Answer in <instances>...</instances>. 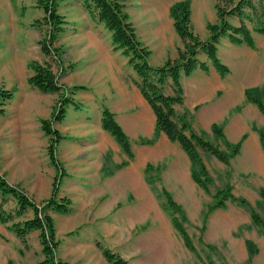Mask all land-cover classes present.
<instances>
[{
  "label": "rangeland",
  "instance_id": "obj_1",
  "mask_svg": "<svg viewBox=\"0 0 264 264\" xmlns=\"http://www.w3.org/2000/svg\"><path fill=\"white\" fill-rule=\"evenodd\" d=\"M165 1H127L126 9L140 37H153L152 30L163 28L170 37L163 10L169 2ZM238 21L233 19L234 23ZM39 30L40 38L46 36L49 25L44 23ZM151 40L149 44L155 52L161 39ZM55 44L59 45L56 41ZM72 65L65 49L63 62L53 61L57 79L65 85L70 97L72 89L67 86L65 77ZM140 79H135L134 83L137 85ZM260 88L264 100V87ZM73 98L75 107H70L61 121H52L53 127L60 132L55 148L58 165L53 162L51 138L42 131V125L13 128L0 120V173L7 182L28 194L40 208L53 195L56 180L59 182L57 198L68 196L71 199L68 212L47 208L54 219L59 242L54 264H106L102 247L119 253L130 264H264V145L260 137V132L264 131V118L251 121L247 131L235 140L229 139L219 123L216 124L222 127V137L217 136L213 127L208 132L195 129L203 131L205 137L222 150L229 151L228 143L240 144L239 152L228 163L198 147L208 169V175H201L205 182L202 185L193 178V162L179 142L175 147L157 143L162 131L156 133V120L150 137L130 138L123 128L130 139L132 157L125 153L113 135L117 147L108 148L100 157L96 136L79 132L84 120L94 126L101 110L103 113L104 108L112 109L103 99L86 93ZM246 99L257 106L247 96ZM58 100L59 96L53 110L58 107ZM240 109L238 106L237 110ZM53 110L47 119H52ZM183 113H188L191 119V113L185 110L180 114ZM0 118L3 120L5 114ZM38 121L42 123V119L36 123ZM89 143L91 148H87ZM73 146L79 147L80 152H90L99 163L103 160L96 175L101 184L105 177L120 171L123 189L116 205L115 202L110 205L112 192L90 198L94 193V185L92 189L89 182L93 174L82 175L83 185L78 182L79 175L73 173L69 164L74 157H66L74 150ZM75 185L89 192L83 197L81 191L73 190ZM226 188L247 202L243 204L228 198L218 205L222 200L219 191ZM6 209L14 213L16 201L9 198ZM33 215V209H29L22 215L15 214L13 221H23ZM13 221L0 222L8 224L10 229ZM119 223L123 227L122 236L118 231ZM178 223L187 232L191 246L185 241ZM45 259L40 230L31 231L22 241L14 233L11 236L0 228V264H40Z\"/></svg>",
  "mask_w": 264,
  "mask_h": 264
},
{
  "label": "crops",
  "instance_id": "obj_2",
  "mask_svg": "<svg viewBox=\"0 0 264 264\" xmlns=\"http://www.w3.org/2000/svg\"><path fill=\"white\" fill-rule=\"evenodd\" d=\"M174 1L176 0H167L165 2L169 3L163 6L170 37H167L164 28L152 30L153 37L142 38L137 33L143 44L151 50L148 56L151 65H160L169 58H177L178 48L183 45L169 9ZM190 5L192 29L201 39H207L210 36L208 23L218 21L215 0H190ZM58 12L64 15L66 23L56 43L67 51L73 63L65 77L67 86L72 89L70 93L72 98L82 97L84 93L90 97L101 98L105 105L115 112L116 119L130 138L152 136L155 129V112L134 83L139 76L129 63L128 56L121 48L115 47L112 31L91 13L86 0H63L58 5ZM44 15L45 11L37 4V0H0V86L13 90V97L3 106L4 111L0 112L2 116L5 114V118L2 120L1 117L0 120L6 126L19 128L42 125L41 121L36 123L37 120L50 116L55 100L59 96L57 92H43L28 81L29 75L33 72L30 63L46 58L39 43L41 33L35 24ZM131 21L133 22L132 18ZM252 35L254 47L245 42H232L227 36L221 37L217 54L229 67V73L220 74L204 51H200L197 56L200 61L207 62L208 71L202 68H196L190 74L181 71L180 82L184 98L182 103L175 104V109L178 114L185 110L191 113L194 129L208 132L211 131L213 123H219L224 127L229 139L235 140L247 131L251 121L264 118L262 111L248 101L245 95L247 88L264 87V34L253 31ZM153 38L161 39L156 45L155 52L149 44ZM165 92L174 94L171 78ZM238 106H241L240 110H237ZM70 107L74 108V103L67 106V112L71 110ZM95 121L93 126L84 120L79 133L96 136L95 142L99 144L101 157L108 148H114L116 143L112 134L102 126V110L97 114ZM159 142L173 144V147L178 146V142L169 140L163 131L157 143ZM89 144L87 148H91L92 145ZM73 148L72 153L66 157H74L69 164L73 173L79 175L78 182L83 180L82 175H94L89 181L92 189L94 185V193L90 198L94 199L93 197L104 192L105 195L112 192L114 196L110 198V205L113 206L114 202L116 205L123 189L120 171L105 177L101 184L96 175L103 165V160L99 163L96 156H90V152L86 150L80 152L79 147ZM73 190L81 191L80 195L83 197L89 192L77 185ZM8 198L14 199L12 196ZM0 228L9 232L11 236L14 233L15 237L21 240L10 230L11 227L9 229L8 224L0 222ZM118 231L122 236L123 227L120 223ZM100 258L103 259L102 256ZM104 260L106 264H110L106 258Z\"/></svg>",
  "mask_w": 264,
  "mask_h": 264
},
{
  "label": "trees",
  "instance_id": "obj_3",
  "mask_svg": "<svg viewBox=\"0 0 264 264\" xmlns=\"http://www.w3.org/2000/svg\"><path fill=\"white\" fill-rule=\"evenodd\" d=\"M63 0H37V4L43 7L45 15L43 19L35 22L40 29L44 23L49 25L48 34L40 38L39 43L45 54L43 61L33 60L30 67L33 72L28 77L29 83L43 92L59 93L58 107L54 108L52 119H42V128L50 140V154L54 163H58L55 158L56 143L60 140V132L53 127L52 121H61L66 115L67 106L76 103L68 96L65 85L59 83L56 72L53 68V61L63 62L64 48L56 45L55 41L65 28V17L58 12V4ZM128 0H86V5L99 21L112 31V38L116 48H121L128 56L129 63L133 66L139 77L137 81L141 93L151 105L156 115V133L163 131L171 141H177L187 152L193 162L192 175L200 184L205 185L201 175H208V169L200 155L198 147L208 150L219 160L228 163L230 158L239 152L240 144L228 143V149L222 150L205 137L203 131H196L191 124L188 113L178 114L175 104L183 102V88L181 86V71L190 74L196 68L209 70L207 62L198 59V53L204 51L211 59L212 63L220 74L225 75L230 69L218 57V44L223 36L229 37L232 42H245L254 47L252 32L264 34V0H215V8L218 14L217 22H209L208 29L210 36L201 39L191 26V5L189 0H178L170 7L171 16L174 19V26L183 40V45L179 46L177 58H169L163 64L151 65L148 56L151 50L139 39L136 28L131 21L127 11ZM237 18L238 23H234L231 18ZM171 78L174 86V94H167L165 87L168 79ZM80 86H75V88ZM84 87V86H81ZM74 88V89H75ZM249 100L255 102L264 113V100L262 88L250 87L245 90ZM13 97V90L0 86V112L4 111L3 106ZM102 126L109 131L121 145L122 149L129 156H133L130 139L121 124L115 118V114L108 108L103 109ZM213 131L217 136L222 137V127L213 124ZM260 137L264 145V131L260 132ZM58 165V164H57ZM59 176L62 173L58 174ZM58 176V177H59ZM59 182L56 180L53 187V195L47 203L40 208L36 202L30 199L28 194L20 191L7 182L0 173V221L7 223L13 221L15 214L22 215L27 210L33 209L34 215L25 218L23 221H13L11 228L21 238L26 240V236L33 230H40V240L43 244V251L46 256L44 262L54 264L55 252L59 245L56 238L54 219L48 213L47 208H52L59 212H68L71 199L68 196L57 198ZM222 194L220 204L223 199L237 200L246 203L243 197L234 195L230 189L219 191ZM12 196L16 201V210L7 211L5 204L8 197ZM42 213V215H40ZM187 244L191 242L183 226L178 223ZM103 254L110 264H130L127 259L119 253L107 247H102ZM41 262L40 264L44 263Z\"/></svg>",
  "mask_w": 264,
  "mask_h": 264
}]
</instances>
